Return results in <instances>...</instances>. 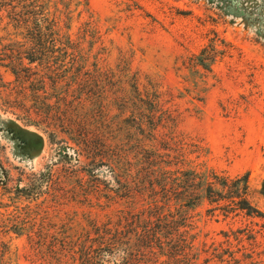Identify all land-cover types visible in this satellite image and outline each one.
<instances>
[{
	"label": "rangeland",
	"instance_id": "374dc122",
	"mask_svg": "<svg viewBox=\"0 0 264 264\" xmlns=\"http://www.w3.org/2000/svg\"><path fill=\"white\" fill-rule=\"evenodd\" d=\"M14 2L20 14L28 5L56 18L60 38L74 42L48 51L25 83L5 66L30 45L11 21ZM235 2L246 17L221 0L2 3L0 264H80L73 245H91L98 227L147 214L153 201L154 212L191 223L193 248L143 254L137 224L129 264H264V214H225L198 177L176 183L191 170L248 172L249 199L264 213V0ZM45 72L58 77L42 82ZM56 95L69 97L68 110L42 106L43 97L57 106ZM176 187L194 204L175 198Z\"/></svg>",
	"mask_w": 264,
	"mask_h": 264
},
{
	"label": "trees",
	"instance_id": "16d2710c",
	"mask_svg": "<svg viewBox=\"0 0 264 264\" xmlns=\"http://www.w3.org/2000/svg\"><path fill=\"white\" fill-rule=\"evenodd\" d=\"M14 0H12L13 2ZM20 1V0H19ZM32 0H30L31 2ZM6 0H0V6ZM223 2H232L231 4H224V10L233 13L235 15H241L246 17L245 9L237 6L235 0H221ZM238 3V2H237ZM17 3H10L11 21L16 23V27L20 29H25L28 34L27 45L24 51H19L17 55L10 57L9 62L5 65L10 67L14 75H16L18 82L29 81L35 72L33 71V64L37 63V66L45 65L48 59V51L56 53L55 51H64L69 47L74 46V42L70 37L67 41L60 38V33L58 32L59 21L56 18L50 19L49 16H38V12L32 7L30 10L27 5V12L20 14L18 12L19 6ZM223 8V5L221 6ZM27 13V15H25ZM35 13L34 15H32ZM19 26V27H18ZM50 36L49 46L44 45V36ZM48 36V37H49ZM36 45V46H35ZM204 53L197 57V60L201 65L210 69V65L206 63V58ZM55 55V54H54ZM27 60V62H26ZM49 60V59H48ZM49 74V75H47ZM58 77L57 73L45 72L40 74L41 81L45 82L46 77ZM26 88L24 85H22ZM38 96V94H35ZM57 98L58 105H52L46 97H43L41 104L45 108L52 109L56 108L61 110V107L66 106L64 109L68 110L70 107V99L67 96H55ZM42 99L39 97L36 100ZM186 175H191L185 178L178 177L176 183L178 186L188 188L195 177L199 178V183L205 184L204 191L206 197L210 203H217L218 207L224 208L225 214L233 211H243L247 215H262L264 214L260 209L255 206L249 199V173L246 172L243 175H237L235 177H230L228 175L215 173L209 170L204 172H196L191 170L186 173ZM194 176V177H192ZM175 183V181H173ZM175 183V185H176ZM176 185V186H177ZM186 192H188L186 190ZM178 191L176 187L175 198L183 200L184 198L190 204H194L196 197L193 195L186 194ZM261 193L264 195V180L262 182ZM188 198V199H187ZM221 201H225L222 205ZM153 205L150 206V210L146 214L145 211L135 213V214H125L121 213L118 215V220L112 225H105L102 229L97 228V238L91 240L92 244L81 249L80 246L73 245L72 250L74 251V259L76 253L80 255V264H129L132 259V236L135 234L137 229H134L137 224L138 227H143V231L138 232V240L142 243L140 248L143 249V254L149 251L151 254L156 255L157 251L155 248L161 250V254H168L170 257H187L193 245L190 243L189 239L191 237V223L187 222V219L180 216L179 213L175 211H167L157 213L154 211L160 210V206L157 201H153ZM132 216V217H131ZM116 252H122L121 260H115L114 256ZM106 256H109L106 260Z\"/></svg>",
	"mask_w": 264,
	"mask_h": 264
}]
</instances>
